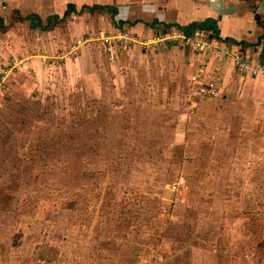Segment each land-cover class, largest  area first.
Returning a JSON list of instances; mask_svg holds the SVG:
<instances>
[{"label": "rangeland", "instance_id": "1", "mask_svg": "<svg viewBox=\"0 0 264 264\" xmlns=\"http://www.w3.org/2000/svg\"><path fill=\"white\" fill-rule=\"evenodd\" d=\"M75 92L0 91V264H264V158L170 169Z\"/></svg>", "mask_w": 264, "mask_h": 264}, {"label": "crops", "instance_id": "2", "mask_svg": "<svg viewBox=\"0 0 264 264\" xmlns=\"http://www.w3.org/2000/svg\"><path fill=\"white\" fill-rule=\"evenodd\" d=\"M206 19L221 50L153 43ZM125 32L145 45L103 40ZM236 54L264 65V0H0V91L91 96L130 124L134 152L137 139L157 140L151 152L170 169H186L194 152L243 169L264 158V73L239 70ZM202 84L218 91L199 94Z\"/></svg>", "mask_w": 264, "mask_h": 264}, {"label": "built area", "instance_id": "3", "mask_svg": "<svg viewBox=\"0 0 264 264\" xmlns=\"http://www.w3.org/2000/svg\"><path fill=\"white\" fill-rule=\"evenodd\" d=\"M179 39L182 40L184 44L194 45L199 49L216 48L218 50H221L217 45L215 37L212 34H210L208 30L203 28H195L190 33H186L182 30H175L174 32H164L157 35V37H155V40H153V43H156L157 45H164L172 40H179ZM103 40L110 45L111 44L116 45L122 41L123 42L127 41L129 44L134 42L145 45L144 41H140L136 39L127 32L122 33L118 36H109V37L106 36L103 38ZM235 61L239 70H241L242 72H250L252 74L264 73L263 64L254 62L247 57H243L242 55L236 54ZM198 91L199 94L202 92L203 93L209 92L211 94H215L218 90L215 87L207 88L205 85L202 84V86L198 88Z\"/></svg>", "mask_w": 264, "mask_h": 264}, {"label": "trees", "instance_id": "4", "mask_svg": "<svg viewBox=\"0 0 264 264\" xmlns=\"http://www.w3.org/2000/svg\"><path fill=\"white\" fill-rule=\"evenodd\" d=\"M94 8H102V6H95ZM91 9H93V7ZM31 18L36 19L38 22L40 20L36 16H31ZM33 26H37V25L33 23ZM195 28H203V29H206L213 36L219 34L218 25H217L216 21L213 20V19H206V20L201 21V22L193 23V24H191L190 26H187V27H181V29L184 32H186V33H190Z\"/></svg>", "mask_w": 264, "mask_h": 264}]
</instances>
